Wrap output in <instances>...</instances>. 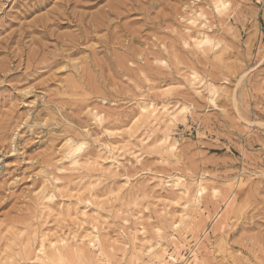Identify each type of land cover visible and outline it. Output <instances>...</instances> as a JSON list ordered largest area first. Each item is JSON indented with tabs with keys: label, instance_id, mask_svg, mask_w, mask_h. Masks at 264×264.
<instances>
[{
	"label": "rangeland",
	"instance_id": "obj_1",
	"mask_svg": "<svg viewBox=\"0 0 264 264\" xmlns=\"http://www.w3.org/2000/svg\"><path fill=\"white\" fill-rule=\"evenodd\" d=\"M225 1L0 0V264H264V0Z\"/></svg>",
	"mask_w": 264,
	"mask_h": 264
},
{
	"label": "bare ground",
	"instance_id": "obj_2",
	"mask_svg": "<svg viewBox=\"0 0 264 264\" xmlns=\"http://www.w3.org/2000/svg\"><path fill=\"white\" fill-rule=\"evenodd\" d=\"M227 3H226V1L225 0H216V2H215V7H216V10L220 13L221 11L222 12H224V10L225 9H227ZM190 21V20H189ZM195 21L192 19L191 21H190V23H194ZM196 41H197V43L198 44H207V43H210V38H209V36L208 35H206V34H203L200 38H198V39H196ZM200 47V46H199ZM183 109H180V111L179 112H181ZM138 111L140 112V114H142L144 117H146V119L150 122V123H152V124H156V125H158V124H160L163 120H165V118L167 119V120H169V121H173L174 119H176V113L178 112H176V113H174V112H171L170 111V108H168L167 107V105H162L161 107H157L155 104H150V105H140L139 106V109H138ZM178 112V113H179ZM94 116H95V118L98 120V121H100L101 120V118H102V114H100V113H96V114H94ZM138 118V117H137ZM95 119V120H96ZM136 121V120H135ZM164 140V139H163ZM82 145H83V142L81 141V142H78V141H69V143H68V154L70 153V154H72V155H74V154H76V151L77 150H79L80 148H82ZM80 151V150H79ZM78 152V151H77ZM70 156V155H69ZM75 159V158H74ZM113 161L115 160V158H113L112 159ZM76 163H78V162H75L74 164H76ZM179 181V179H177V182L175 183V185H179L180 184V182H178ZM238 189V188H237ZM243 189V188H242ZM185 190L186 191H188V189L187 188H185ZM240 190V189H239ZM239 190H238V192H239ZM204 191V187L203 186H201V185H198V188H197V192H198V196H200L201 194H202V192ZM240 193V192H239ZM237 209V208H236ZM238 212V211H237ZM221 217V216H220ZM179 220H180V218H179ZM183 220V218L181 219V223L180 224H182V223H184V221H182ZM219 220V219H218ZM176 226H178V225H176ZM176 228V227H175ZM41 238V237H40ZM198 239V238H197ZM44 240V239H43ZM87 240H88V242L91 244V245H93V246H95V245H100V239H99V236H98V234H96V233H92V234H88L87 235ZM42 241V240H41ZM62 241V243H63V240H61ZM198 241V240H197ZM65 242V241H64ZM200 242V241H199ZM52 243V244H51ZM50 244H51V246L53 247L54 245V243L53 242H51ZM44 244V242H41V245L38 247V252H37V257H38V259H39V261L42 263V264H45V262L47 261H49L48 263L49 264H73L69 259H70V252L72 253V251L70 250V252H69V250L68 251H66L65 249V252L63 251H61L60 252V248H58V246L57 247H54L55 248V250L53 251L52 249V251H53V253H52V251H51V253L52 254H48L47 252H46V248H45V246L43 245ZM65 244V243H64ZM50 246V247H51ZM182 246V245H181ZM65 247V246H64ZM153 247V246H152ZM57 248V249H56ZM70 248V247H69ZM59 249V250H58ZM67 249V248H66ZM151 249V248H150ZM155 249V247H153L151 250H154ZM186 249V248H185ZM62 250V249H61ZM74 250V249H73ZM157 250V252L158 253H160L161 255H163V254H165L166 253V249L164 248V247H162V246H160L158 249H156ZM183 250V249H182ZM76 251V250H75ZM150 251V250H149ZM152 253H154L153 251H151ZM28 253V252H27ZM174 253V252H173ZM35 254V253H34ZM33 254V255H34ZM76 254V253H75ZM156 254V253H155ZM83 255V254H82ZM191 255V254H190ZM28 256H29V254H28ZM28 256L26 257V259L28 258ZM75 256H77V262L75 263V264H82L81 263V256L80 255H74V258H75ZM152 256H154L155 258H157V259H159V257H158V255H152ZM31 257V256H30ZM29 257V258H30ZM72 257V256H71ZM34 258V257H33ZM152 258V257H151ZM193 258H194V260H196L197 259V250H193ZM38 261V260H37ZM169 261H171L172 263H174L175 261H177V257H175L173 254H169ZM46 262V263H47Z\"/></svg>",
	"mask_w": 264,
	"mask_h": 264
}]
</instances>
